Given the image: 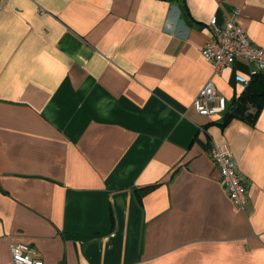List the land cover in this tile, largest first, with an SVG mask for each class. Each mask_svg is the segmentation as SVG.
<instances>
[{"label": "crops", "instance_id": "crops-1", "mask_svg": "<svg viewBox=\"0 0 264 264\" xmlns=\"http://www.w3.org/2000/svg\"><path fill=\"white\" fill-rule=\"evenodd\" d=\"M234 9L264 47V0H0V264H264V104L232 116L255 68L201 55ZM208 80L226 108L200 116Z\"/></svg>", "mask_w": 264, "mask_h": 264}, {"label": "built area", "instance_id": "built-area-1", "mask_svg": "<svg viewBox=\"0 0 264 264\" xmlns=\"http://www.w3.org/2000/svg\"><path fill=\"white\" fill-rule=\"evenodd\" d=\"M239 15V10L234 9L224 18L222 24H218L216 17L210 19L209 30L212 38L202 47L201 55L215 72L231 66L236 60H242L253 64L255 70L252 77L264 75V47L250 42L237 24ZM167 31L173 32L170 28ZM234 79L245 87L248 85L240 76H235ZM192 107L200 116H214L225 111L226 101L217 94L214 83L208 80L192 101ZM208 157L219 173L221 185L229 201L237 209H244L248 195L247 187L238 172L229 145L212 146ZM9 256V264H43L40 252L26 244H11Z\"/></svg>", "mask_w": 264, "mask_h": 264}, {"label": "trees", "instance_id": "trees-1", "mask_svg": "<svg viewBox=\"0 0 264 264\" xmlns=\"http://www.w3.org/2000/svg\"><path fill=\"white\" fill-rule=\"evenodd\" d=\"M258 81V87L255 86ZM250 104L254 107L255 112L259 111L264 104V75H256L245 87V90L241 97L237 100L234 114L237 116L243 114L246 111L245 106Z\"/></svg>", "mask_w": 264, "mask_h": 264}]
</instances>
